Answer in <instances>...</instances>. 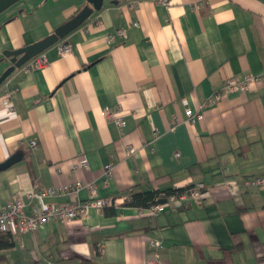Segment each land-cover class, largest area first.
<instances>
[{"label": "crops", "instance_id": "crops-1", "mask_svg": "<svg viewBox=\"0 0 264 264\" xmlns=\"http://www.w3.org/2000/svg\"><path fill=\"white\" fill-rule=\"evenodd\" d=\"M169 2L104 0L59 40L70 53L60 56L55 44L41 53L42 68L26 69L29 60L0 86V163L22 155L0 172V208L75 182L116 199L114 215L89 208L13 237L1 264H264V183L243 185L264 180V79L208 104L226 79L264 72V0ZM85 5L21 0L2 12L0 75L10 66L4 51L42 40ZM116 29L125 36L108 44ZM14 88L8 112L2 100ZM106 109L118 110L123 128ZM188 109L203 119L185 123ZM189 185L201 187L199 199L156 217L123 205L129 191ZM87 198L83 187L44 201Z\"/></svg>", "mask_w": 264, "mask_h": 264}, {"label": "built area", "instance_id": "built-area-1", "mask_svg": "<svg viewBox=\"0 0 264 264\" xmlns=\"http://www.w3.org/2000/svg\"><path fill=\"white\" fill-rule=\"evenodd\" d=\"M156 3L168 8L170 5L169 0H156ZM135 25V24H134ZM125 31L123 29H116L107 36V43H112L116 38H123ZM56 50L60 56H64L71 52V47L65 42H58L56 44ZM46 64V58L43 54H39L34 57L27 64V68H42ZM264 79V72L260 75H246L240 81L229 78L223 82L222 90L219 94L213 96L208 104H213L223 93L232 92H244L247 88L257 81ZM16 93V89H7L5 96L2 100L3 107L12 112L11 98ZM103 115L111 120L119 129L124 127V121L119 115L118 110L106 109ZM185 123L194 124L203 119L202 112H193L188 109L184 112ZM31 149L37 147L35 140L29 142ZM132 150L127 149V154L130 155ZM79 166L86 169L87 163L82 161ZM112 165L107 164L104 167L105 181L111 176ZM264 180L254 178L252 180L246 179L243 181L244 187H252L257 184H263ZM225 186L230 193H234L236 185L234 182H226ZM85 187L88 193V199L85 201H74L67 204H49L44 201L46 197L51 196H70L73 197L77 194L79 189ZM201 187L199 185L190 187L178 194L167 195L162 202H158L150 205L149 207L142 209L144 215L150 217H156L163 213L166 209L178 208L188 203L191 199H199L201 197ZM25 200H13L6 204L4 208H0V232L10 233L12 237H15L24 233H32L43 224L50 221L71 222L86 214L89 208L101 209L110 205L111 199L100 198L97 195L96 186L93 183L87 185H81V183L75 182L71 185L63 186L59 189L47 188L36 189L28 192L25 195ZM36 203V208H31V203ZM28 209H31L30 211ZM161 247L157 241H151L150 248L157 249ZM45 264H54L51 261H46Z\"/></svg>", "mask_w": 264, "mask_h": 264}, {"label": "water", "instance_id": "water-1", "mask_svg": "<svg viewBox=\"0 0 264 264\" xmlns=\"http://www.w3.org/2000/svg\"><path fill=\"white\" fill-rule=\"evenodd\" d=\"M21 0H0V14ZM82 7L72 18L54 29V31L42 40L20 49L4 51L3 56L9 59L10 66L0 75V86L16 70L25 65L33 57L43 53L59 40L78 28L94 11L102 8L104 0H85ZM114 3V2H113ZM22 158L21 153H15L0 163V172L18 163Z\"/></svg>", "mask_w": 264, "mask_h": 264}, {"label": "trees", "instance_id": "trees-1", "mask_svg": "<svg viewBox=\"0 0 264 264\" xmlns=\"http://www.w3.org/2000/svg\"><path fill=\"white\" fill-rule=\"evenodd\" d=\"M190 187L193 186L189 185L183 188H166L162 190L149 188L141 192L129 191L127 192V200L123 203V205L128 207H135L138 209L147 208L152 204L162 202L167 195L181 193L182 191ZM102 210L103 214H105L106 216H111L115 213L113 207H105ZM13 246L14 241L11 234L0 232V264L3 263L5 259L4 255L1 254V252L9 250L13 248Z\"/></svg>", "mask_w": 264, "mask_h": 264}, {"label": "rangeland", "instance_id": "rangeland-1", "mask_svg": "<svg viewBox=\"0 0 264 264\" xmlns=\"http://www.w3.org/2000/svg\"><path fill=\"white\" fill-rule=\"evenodd\" d=\"M106 1V0H105ZM171 195V194H170ZM88 199V198H87ZM86 199V200H87ZM106 199H111V201H110V205L109 206H106V208L107 207H114L115 206V203H116V199H114V198H112V197H106ZM13 201V200H12ZM126 201V200H125ZM124 201V202H125ZM105 208V207H104ZM104 208H101V209H98V210H102V209H104ZM143 209H145V208H143ZM139 210H142V209H139ZM83 217V216H82ZM79 218H81V217H79ZM12 236V235H11ZM13 238V237H12ZM150 244H151V241L149 242V246H150ZM47 260H49V259H47ZM55 264V263H54Z\"/></svg>", "mask_w": 264, "mask_h": 264}]
</instances>
